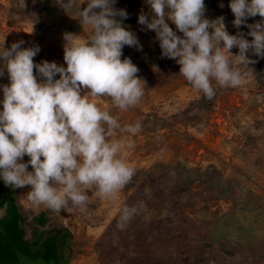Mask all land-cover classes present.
<instances>
[{
    "label": "rangeland",
    "instance_id": "1",
    "mask_svg": "<svg viewBox=\"0 0 264 264\" xmlns=\"http://www.w3.org/2000/svg\"><path fill=\"white\" fill-rule=\"evenodd\" d=\"M204 2L206 18L223 16L230 34L240 31L252 39L246 26L234 27L230 0ZM115 7L128 12L123 24L142 46H124L121 58L137 65L145 92L127 111L113 108L108 98L97 102L122 126L142 123L128 149L135 175L114 201L89 189L90 203L59 212L33 206L30 186L16 188L13 196L26 221L43 211L48 221L38 231L68 230L66 264H264V58L248 53L255 62L241 66L244 85L217 88L207 99L179 74L175 60L162 57L155 32L138 23L142 10L151 15L145 0H116ZM78 16V7L65 11L56 0H0V49L22 40L21 47L39 46L36 63L66 67L64 33H91ZM260 19L249 17L247 23ZM8 83L5 70L0 86ZM114 138L124 134L117 130ZM141 203L139 214L118 229L121 207ZM24 226L32 239V228Z\"/></svg>",
    "mask_w": 264,
    "mask_h": 264
},
{
    "label": "clouds",
    "instance_id": "2",
    "mask_svg": "<svg viewBox=\"0 0 264 264\" xmlns=\"http://www.w3.org/2000/svg\"><path fill=\"white\" fill-rule=\"evenodd\" d=\"M56 2L65 11L78 7L76 18L91 33L87 38L64 33L66 67L55 61L36 63L39 46L21 47L22 40L0 49V76L6 70L9 80L0 86V179L13 189L30 186L27 198L33 206L59 212L90 203L89 189L114 201L131 182L136 169L128 162V149L142 123L122 126L97 101L108 98L113 108L127 111L140 103L146 84L137 65L121 58L124 46H142L123 24L129 14L115 7L116 0ZM145 3L151 15L142 10L138 23L155 32L162 57L175 60L179 74L207 99L217 88L244 85L241 66L255 62L248 53L264 58V0L229 2L234 27L246 26L250 40L240 31L230 34L223 16L206 18L204 0ZM257 15L259 21L247 23ZM117 130L123 139L114 138ZM142 209V203L123 205L116 227L124 230Z\"/></svg>",
    "mask_w": 264,
    "mask_h": 264
},
{
    "label": "trees",
    "instance_id": "3",
    "mask_svg": "<svg viewBox=\"0 0 264 264\" xmlns=\"http://www.w3.org/2000/svg\"><path fill=\"white\" fill-rule=\"evenodd\" d=\"M14 190L0 179V264H66L62 252L70 238L68 230L38 231L36 226L44 227L47 216L41 211L27 222ZM24 225L32 228V239L25 237Z\"/></svg>",
    "mask_w": 264,
    "mask_h": 264
}]
</instances>
